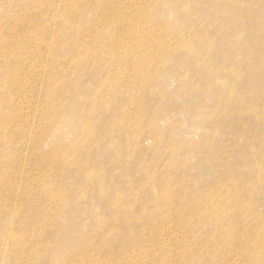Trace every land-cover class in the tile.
Segmentation results:
<instances>
[{
	"label": "rangeland",
	"instance_id": "rangeland-1",
	"mask_svg": "<svg viewBox=\"0 0 264 264\" xmlns=\"http://www.w3.org/2000/svg\"><path fill=\"white\" fill-rule=\"evenodd\" d=\"M0 264H264V0H0Z\"/></svg>",
	"mask_w": 264,
	"mask_h": 264
},
{
	"label": "bare ground",
	"instance_id": "bare-ground-1",
	"mask_svg": "<svg viewBox=\"0 0 264 264\" xmlns=\"http://www.w3.org/2000/svg\"><path fill=\"white\" fill-rule=\"evenodd\" d=\"M225 20V19H224Z\"/></svg>",
	"mask_w": 264,
	"mask_h": 264
}]
</instances>
